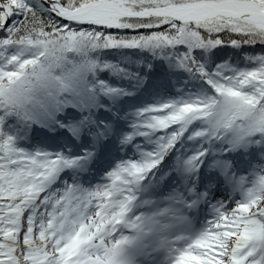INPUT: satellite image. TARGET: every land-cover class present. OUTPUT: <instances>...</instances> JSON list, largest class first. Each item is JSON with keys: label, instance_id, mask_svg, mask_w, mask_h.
<instances>
[{"label": "snow or ice", "instance_id": "snow-or-ice-1", "mask_svg": "<svg viewBox=\"0 0 264 264\" xmlns=\"http://www.w3.org/2000/svg\"><path fill=\"white\" fill-rule=\"evenodd\" d=\"M107 49L152 54L133 93L68 58ZM157 58L202 83L141 108L118 157L119 117L80 108L161 88ZM27 117L64 151L19 147ZM0 264H264V0H0Z\"/></svg>", "mask_w": 264, "mask_h": 264}, {"label": "trees", "instance_id": "trees-1", "mask_svg": "<svg viewBox=\"0 0 264 264\" xmlns=\"http://www.w3.org/2000/svg\"><path fill=\"white\" fill-rule=\"evenodd\" d=\"M151 53L141 52L138 49H107L104 53L90 52L87 57H83L77 53H69L68 58L74 63H81L85 60L98 62L101 65H107L103 68H98L94 72H88L87 77L91 82L103 81L113 89H122L126 92L133 93L135 90L132 86V76L136 72L143 74L147 71L146 60L151 57ZM221 63V61H217ZM165 75L171 83L182 82L183 85L200 84L202 81L197 80L190 73L184 71L180 67H169L168 64H162L159 58L154 60L152 68V79ZM138 93L135 94V96ZM122 94L108 95L104 92L98 93L92 104L96 106L101 114H104L108 108L106 99L103 96H109L114 100L120 99ZM35 120V119H34ZM39 121V120H35ZM10 134L17 135L15 131L8 129ZM218 150V149H217Z\"/></svg>", "mask_w": 264, "mask_h": 264}, {"label": "rangeland", "instance_id": "rangeland-1", "mask_svg": "<svg viewBox=\"0 0 264 264\" xmlns=\"http://www.w3.org/2000/svg\"><path fill=\"white\" fill-rule=\"evenodd\" d=\"M157 90H159V89H157ZM165 90V89H164ZM166 91V90H165ZM167 93V92H166ZM169 93V92H168ZM167 93V94H168ZM169 95H172V97H174V93L173 92H171V93H169ZM153 97H150V99H152ZM161 99V98H160ZM160 99H155V101H154V99H153V101L151 102V103H149V105H152V104H155V103H158V102H161V101H164V100H168L169 98L168 97H162V99L160 100ZM160 100V101H159ZM135 120H136V115H132V117H131V119H130V122H127V120H125V122L124 123H122V126L120 127V129H122L123 127H125L126 126V128L124 129L123 128V130H121V132H122V134H121V136L119 137V141L122 143V141H123V138H124V135H127V134H129V133H131L132 131H133V127L131 126V125H133V123L135 122ZM94 125H97V123H98V121H91ZM76 128H75V127ZM70 128V130H73L74 131V129H77V125H70L69 126ZM44 129H46V126L44 125V127H43ZM105 128V127H104ZM103 127H100V129H101V131H103V129H104ZM76 132V131H75ZM139 140H141L140 141V143L141 142H143V137H138L137 138V141L136 142H138ZM139 143V144H140ZM204 144V143H203ZM204 145H207V144H204ZM135 147H137L138 145L137 144H135L134 145ZM41 150V149H40ZM195 153V151H194V148H192V149H190L189 150V154H188V157L189 156H191V155H193ZM177 157H176V162H178L180 159H183V158H180L179 157V153H177V155H176ZM171 161V160H170ZM171 163H172V161H171ZM172 165H173V163H172ZM185 167V165L183 164L182 165V162L180 161L179 162V164L175 167L176 169H180V168H182V167ZM259 167V166H258ZM231 190L229 189V192H230ZM228 192V193H229ZM220 199H223V197H220Z\"/></svg>", "mask_w": 264, "mask_h": 264}, {"label": "bare ground", "instance_id": "bare-ground-1", "mask_svg": "<svg viewBox=\"0 0 264 264\" xmlns=\"http://www.w3.org/2000/svg\"><path fill=\"white\" fill-rule=\"evenodd\" d=\"M111 141H112L111 146H114V145L116 144V143H115V142H116V141H115V137H114V139H112ZM182 169H183V168H182ZM178 170H179V169H178Z\"/></svg>", "mask_w": 264, "mask_h": 264}]
</instances>
